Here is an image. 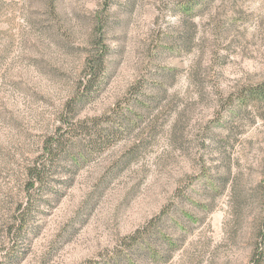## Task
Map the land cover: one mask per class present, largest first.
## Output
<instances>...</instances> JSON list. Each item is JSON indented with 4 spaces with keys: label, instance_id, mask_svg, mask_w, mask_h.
<instances>
[{
    "label": "rangeland",
    "instance_id": "rangeland-1",
    "mask_svg": "<svg viewBox=\"0 0 264 264\" xmlns=\"http://www.w3.org/2000/svg\"><path fill=\"white\" fill-rule=\"evenodd\" d=\"M186 1L0 0V264H98L150 223L143 243L170 255L139 264L264 251V103L236 98L264 82V0ZM104 15L106 78L71 116ZM61 134L85 158L60 163L19 239L27 169Z\"/></svg>",
    "mask_w": 264,
    "mask_h": 264
},
{
    "label": "trees",
    "instance_id": "trees-1",
    "mask_svg": "<svg viewBox=\"0 0 264 264\" xmlns=\"http://www.w3.org/2000/svg\"><path fill=\"white\" fill-rule=\"evenodd\" d=\"M184 13L185 15L190 14V10H193L191 8L190 0L185 2L184 5ZM100 30H99V40L97 41L96 46H98L95 51V53L90 57L86 63V71H85V77L87 78V83L85 84L84 90L81 92L80 97L77 98L75 103H73L71 108V113L75 115L74 108L76 106V102H82L85 103L90 98H93L95 91L97 90V87L100 86L101 83L105 80V75L107 73L108 64L105 63L108 52L107 47L103 45L102 43V33L105 32L107 20L106 16L104 15L100 20ZM171 73H163L162 80L167 81L169 77H171ZM159 87V86H158ZM141 87L138 86L136 88V91L130 96V99L127 101L128 105H130L134 109L136 107L138 108L137 113L130 111V109L126 110V114L124 113L122 117L123 122H121V126L124 127L123 129L129 130L132 125L136 122L137 119L141 118V111L146 110L145 107V100H139V98L136 95H139L140 97L145 98L143 94H141ZM239 105L242 104H249L251 102H258V103H264V82L253 86L251 88H248L246 91H243L242 93L238 94L237 97ZM233 105V104H231ZM234 106V105H233ZM70 109V106L67 107ZM75 142H72V136L66 138L65 135H60L58 137H52L51 139L47 140L44 146V153L45 157L36 162L31 168H28L27 170V193L28 198L26 199V204L23 210L19 213L17 216L15 223H17V230H15L14 234L18 236L19 239L27 238L28 234L31 232V229L33 228L30 226L29 220L30 215L32 213V206L35 204L36 197L44 196V194L49 195H55L57 196L59 192L53 191V189L48 185L51 180H55L52 176H54L55 173H59L61 171H64L65 169H60V163H65L69 160L72 164L78 165L81 163V161L85 158V155L82 154V151L80 153L72 148V144ZM58 163V164H57ZM56 165V166H55ZM60 169V170H58ZM50 180V181H49ZM56 182V181H52ZM48 192V193H47ZM42 202L40 204L38 203L37 206L43 205ZM165 211H162L161 216H163ZM148 225L147 227L138 230L134 232V234L127 238L128 243H125V247L127 249H120L113 251L112 253H109V256L98 264H139V263H149L151 258L154 257H163L168 259L169 252L167 253H160L156 250V247L149 248V244H144V237L141 235L145 232L144 235H148V230L151 226ZM264 235V234H263ZM262 236V235H261ZM142 241V242H140ZM169 244L171 246H168L167 248L173 249L174 242L170 241ZM262 244L264 245V238L262 239ZM145 245V246H144ZM144 246V248H142ZM135 247V248H134ZM141 247V248H139ZM161 254V256L159 255ZM9 260H17L18 255H10L7 256ZM264 260V251L262 249L256 253V257H253V259L250 261V264H263Z\"/></svg>",
    "mask_w": 264,
    "mask_h": 264
}]
</instances>
